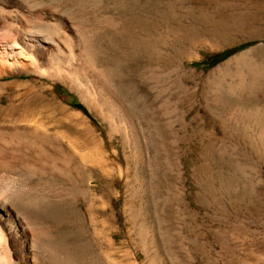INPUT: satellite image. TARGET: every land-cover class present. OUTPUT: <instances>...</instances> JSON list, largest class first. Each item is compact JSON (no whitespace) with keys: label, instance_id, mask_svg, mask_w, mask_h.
I'll list each match as a JSON object with an SVG mask.
<instances>
[{"label":"rangeland","instance_id":"rangeland-1","mask_svg":"<svg viewBox=\"0 0 264 264\" xmlns=\"http://www.w3.org/2000/svg\"><path fill=\"white\" fill-rule=\"evenodd\" d=\"M7 3L52 38L0 73L11 264H264V0Z\"/></svg>","mask_w":264,"mask_h":264},{"label":"bare ground","instance_id":"bare-ground-1","mask_svg":"<svg viewBox=\"0 0 264 264\" xmlns=\"http://www.w3.org/2000/svg\"><path fill=\"white\" fill-rule=\"evenodd\" d=\"M7 2L0 0V11L2 12L0 14L3 15V18H0L3 19L7 26L13 31V35L8 38L5 37L6 35H0V49H2L1 51L6 58L3 59L5 62L0 63V73L3 71V67L12 69L18 74H22L28 65L36 66L38 68L40 66L42 67V60L45 59L44 57L47 56V51L52 47V42L50 40L52 38H48L47 36L41 34V32L37 29L34 30L35 28L32 29L33 26L30 27L29 23L24 22L16 8H12L7 15H4L3 13L7 12L6 6L9 4ZM13 3L14 2H12V4ZM58 47L59 46H56V48ZM56 56L58 57L57 54ZM4 199L0 198V264H11L13 261L12 241L20 235L21 230L24 231L26 228L22 226L21 217L16 211L17 208L15 209V207H12V205L9 204L10 202H7ZM25 218L27 217L25 216ZM26 221L27 219L24 222Z\"/></svg>","mask_w":264,"mask_h":264},{"label":"trees","instance_id":"trees-1","mask_svg":"<svg viewBox=\"0 0 264 264\" xmlns=\"http://www.w3.org/2000/svg\"><path fill=\"white\" fill-rule=\"evenodd\" d=\"M222 59H224V56H217V57L212 61V63H213V64H214V63H218V62L221 61ZM77 106L80 107V108H84L82 105H78V104H77Z\"/></svg>","mask_w":264,"mask_h":264}]
</instances>
